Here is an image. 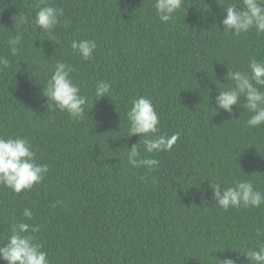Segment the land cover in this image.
I'll return each mask as SVG.
<instances>
[{"label": "trees", "instance_id": "trees-1", "mask_svg": "<svg viewBox=\"0 0 264 264\" xmlns=\"http://www.w3.org/2000/svg\"><path fill=\"white\" fill-rule=\"evenodd\" d=\"M46 2L63 9L51 34L31 23L39 0H0V56L9 60L0 68V136L28 139L36 162L49 166L29 191L0 186V246L11 224L25 222L39 226L29 234L50 264H250L244 254L264 243V205L225 211L210 186L250 180L264 193V125L247 126L243 99L231 113L215 103L227 68L264 61V34L223 32V7L241 0H184L168 23L154 0ZM18 15L27 22L15 24ZM17 33L12 55L7 41ZM81 39L97 44L89 61L70 47ZM57 62L73 68L88 97L82 119L43 95ZM100 81L111 89L96 99ZM141 96L160 118L158 134L181 133L171 151L148 154L138 134L124 135ZM137 142L141 158L159 161L153 171L127 163Z\"/></svg>", "mask_w": 264, "mask_h": 264}, {"label": "clouds", "instance_id": "clouds-1", "mask_svg": "<svg viewBox=\"0 0 264 264\" xmlns=\"http://www.w3.org/2000/svg\"><path fill=\"white\" fill-rule=\"evenodd\" d=\"M183 3L184 0H154L155 15L160 22H171ZM36 7L38 11L31 23L51 34L60 23L63 9L48 5L46 0H39ZM223 9L226 12L221 21L224 26L223 32L240 36L254 29L257 34H264V0H241V6L229 4ZM14 21L15 24L27 22L23 15L14 17ZM67 26L68 22L65 20L64 27ZM22 39V35L17 33L7 41L12 55L17 54V46ZM70 47L83 61H89L93 58L97 44L95 40L81 39L72 40ZM8 66L9 60L0 56V68ZM227 69L224 78L229 83L217 85L220 88L219 94L215 97L217 109L231 113L232 106L238 104L241 106L243 99V108L252 114L246 121L247 126L255 128L264 125V61L251 60L247 71ZM72 72L73 68L70 65L57 62L43 95L55 109L66 112L73 120H79L83 118L88 97L81 94V87L71 77ZM110 89L111 85L108 82H98L95 86L96 99L108 97ZM126 115L128 129L124 135L131 137L138 134L139 141L142 139L143 151L148 154L171 151L181 135L180 132L171 136L158 134L160 118L151 100L146 97L132 99ZM127 150L126 160L132 167L144 166L149 171L158 167L159 161L156 158H141L138 142ZM35 156L36 153L28 139L0 136V186L19 194L40 184L49 171V166L37 163ZM210 186L216 204L225 211L230 208H259L264 205V193L256 190L250 180L236 181L234 185L223 189L219 183L211 182ZM22 214L26 220L33 218V212L28 208H25ZM9 227L10 235L7 242L0 246V260L6 264H50L48 254L42 250V245L36 243L35 237L29 234L38 232V225L20 222ZM257 235H264V230L258 228ZM244 256L250 264H264V243L259 244L255 250H248ZM222 262L236 264L232 259H224Z\"/></svg>", "mask_w": 264, "mask_h": 264}]
</instances>
